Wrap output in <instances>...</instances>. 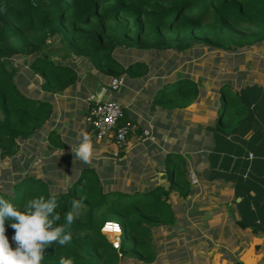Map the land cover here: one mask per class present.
Wrapping results in <instances>:
<instances>
[{
  "label": "trees",
  "instance_id": "16d2710c",
  "mask_svg": "<svg viewBox=\"0 0 264 264\" xmlns=\"http://www.w3.org/2000/svg\"><path fill=\"white\" fill-rule=\"evenodd\" d=\"M263 41L264 0H0V160L15 161L23 144L51 121L54 95L74 90L81 73L75 56L88 59L90 71L104 86L121 78L123 88L139 91V99L145 100L142 107L169 121L206 96L204 81L214 77L208 70L200 75L195 64L188 73L189 63L159 67L156 73L149 53H160L166 60L173 52L189 56L192 45L205 44L212 56ZM20 57L28 64L33 88L20 75ZM212 63L219 65L208 57L207 67ZM213 89L207 102L216 106L217 126L226 132L239 130L252 118L264 96L259 84L236 86L231 79L213 82ZM128 123L127 137L144 131L125 109L120 124ZM48 139L54 146H65L55 130ZM166 160L167 186L127 185L123 173L114 181L106 159L99 167L71 163L63 169L56 157L45 160L42 170L36 163L35 170L20 163L10 169L0 166V180L5 182L0 197L22 206L34 196L51 195L61 218L74 198L80 201L73 210V239L65 246H47L41 264H58L61 256L74 264H153L171 255L170 243L162 238L178 235L163 236L164 229L182 224L172 193L186 199L193 192L187 159L175 152ZM107 223L120 227L118 246L103 231ZM5 227L10 238L13 230ZM109 227L119 231L118 226Z\"/></svg>",
  "mask_w": 264,
  "mask_h": 264
},
{
  "label": "crops",
  "instance_id": "0c3cea01",
  "mask_svg": "<svg viewBox=\"0 0 264 264\" xmlns=\"http://www.w3.org/2000/svg\"><path fill=\"white\" fill-rule=\"evenodd\" d=\"M73 60L81 71L80 79L69 94L54 95L56 111L47 127L35 136V163L56 157L63 169L71 163L84 164L74 159L71 145L77 146L78 133L87 132L94 149L91 164L99 167L106 159L111 161L114 181L123 173L127 185H148L159 183L161 174L167 175L166 156L180 153L198 182H190L193 192L186 199L176 191L172 193L183 217L182 224L172 229L180 240L167 246L170 256L153 264H264V96L253 117L244 120L237 131L226 132L217 126L216 106L207 102L214 92L211 98L199 99L207 105L197 100L196 108L193 102L167 121L142 107L145 100L139 99V91L123 88V84L113 91L90 71L87 58L75 56ZM248 82L264 89V83L257 79L242 83ZM93 94L122 103L136 128L140 123L149 135L134 131L120 147L112 134L98 139L87 121L88 99ZM51 130L60 135L64 147L49 142ZM165 180L168 183L167 177Z\"/></svg>",
  "mask_w": 264,
  "mask_h": 264
},
{
  "label": "clouds",
  "instance_id": "9594fccd",
  "mask_svg": "<svg viewBox=\"0 0 264 264\" xmlns=\"http://www.w3.org/2000/svg\"><path fill=\"white\" fill-rule=\"evenodd\" d=\"M78 137L75 148L70 144L71 152L75 160L89 164L94 158L93 142L87 132L78 133ZM79 206L80 201L74 198L61 218L56 211L57 202L51 195L48 198L34 196L22 206L0 197V264H41L47 246L53 242L56 246L67 245L73 239L70 231L75 219L73 210ZM6 224L13 230L10 238L5 234ZM58 264L74 262L61 256Z\"/></svg>",
  "mask_w": 264,
  "mask_h": 264
},
{
  "label": "rangeland",
  "instance_id": "374dc122",
  "mask_svg": "<svg viewBox=\"0 0 264 264\" xmlns=\"http://www.w3.org/2000/svg\"><path fill=\"white\" fill-rule=\"evenodd\" d=\"M208 47L209 46L205 44H203L202 47L192 45L189 56H184L180 52H173L172 54L166 56V60L162 59V57L164 56H162L160 53L155 54L151 52L149 53V55L152 57V66L157 69L156 73L161 70L159 67L168 65L166 67L168 69H171L178 63H180V66H186V64L189 63L186 67L188 73H193V67H195L194 64L196 66H199L198 68L201 71L199 73L200 75H203V70H208L210 73H212L214 78H207L203 84V88L206 91V98H211L213 96V82L217 80L231 79L236 86H238L245 80L257 79L261 83H264V41L258 42L253 45H248L243 49H234L232 52L219 50L217 51V55L212 56L209 54V51L205 50ZM208 57L217 59L219 61V65L213 66L214 64L212 63L210 67H207ZM16 63L20 65V75L22 76V78L24 77L25 79H28V81L30 80L28 86L30 88H33L35 86V82L29 77L30 71L28 69V64H25L23 62L22 57L18 58L16 60ZM168 74L169 73L165 75L167 76ZM196 103L197 102L193 103V108L197 107ZM198 104L202 106L207 105L203 99L199 100ZM139 107L141 108V104L139 105ZM208 112L210 113L212 111L208 110ZM208 112L206 111L205 114ZM23 146V149L21 150L15 161H10V159L0 160V166L10 169L14 167L15 164L17 165L20 163L22 165L28 166V170H35V139L26 144H23ZM37 156H39V154H37ZM40 161L41 163L37 165L38 170H42L45 159L41 158ZM17 176L18 174L15 175V177ZM4 183L5 182L1 178L0 186H2ZM171 199H173V202H175V199L173 197ZM103 231L105 234H107L108 238L111 241H119L120 232H113L111 231V229L108 230V228L105 230L103 229ZM172 233L176 232L174 230L164 229V234H162L163 236H165ZM162 239L166 241V243H175L176 241L180 240L179 237Z\"/></svg>",
  "mask_w": 264,
  "mask_h": 264
},
{
  "label": "built area",
  "instance_id": "2783aa9c",
  "mask_svg": "<svg viewBox=\"0 0 264 264\" xmlns=\"http://www.w3.org/2000/svg\"><path fill=\"white\" fill-rule=\"evenodd\" d=\"M123 80L121 78H114L110 81V88L113 91L119 90ZM91 104L87 116L89 125L94 130L98 139H103L110 134L115 138V142L120 147L127 140L128 133L130 132V124H120V121L125 116V106L116 100H104L96 95H91L88 99ZM149 131L145 130L144 134L149 135ZM189 179L192 184H197L198 179L194 172H189ZM109 225L118 226L116 223H107L104 230ZM115 228V227H114ZM117 229L120 232V227ZM115 246H118L119 241H112Z\"/></svg>",
  "mask_w": 264,
  "mask_h": 264
},
{
  "label": "water",
  "instance_id": "95a60500",
  "mask_svg": "<svg viewBox=\"0 0 264 264\" xmlns=\"http://www.w3.org/2000/svg\"><path fill=\"white\" fill-rule=\"evenodd\" d=\"M166 177H167V175L165 173L161 174L160 182H159L161 185L167 186V181L165 180Z\"/></svg>",
  "mask_w": 264,
  "mask_h": 264
}]
</instances>
